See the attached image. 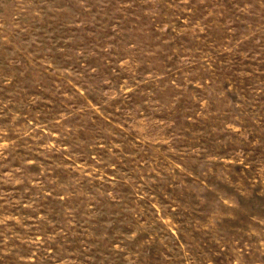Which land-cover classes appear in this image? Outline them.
<instances>
[{"label": "rangeland", "instance_id": "rangeland-1", "mask_svg": "<svg viewBox=\"0 0 264 264\" xmlns=\"http://www.w3.org/2000/svg\"><path fill=\"white\" fill-rule=\"evenodd\" d=\"M0 264H264V0H0Z\"/></svg>", "mask_w": 264, "mask_h": 264}]
</instances>
